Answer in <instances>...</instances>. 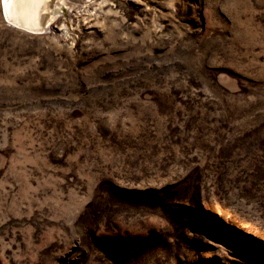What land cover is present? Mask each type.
<instances>
[{
  "label": "rangeland",
  "instance_id": "374dc122",
  "mask_svg": "<svg viewBox=\"0 0 264 264\" xmlns=\"http://www.w3.org/2000/svg\"><path fill=\"white\" fill-rule=\"evenodd\" d=\"M1 2L0 264H264V0Z\"/></svg>",
  "mask_w": 264,
  "mask_h": 264
},
{
  "label": "bare ground",
  "instance_id": "6f19581e",
  "mask_svg": "<svg viewBox=\"0 0 264 264\" xmlns=\"http://www.w3.org/2000/svg\"><path fill=\"white\" fill-rule=\"evenodd\" d=\"M90 0H2L3 17L8 25L30 31L49 30L53 22L60 25L63 15L60 10L68 6L70 12L79 3ZM63 29V24L60 25ZM45 30V31H46ZM56 27L50 29L55 31ZM65 32V31H64Z\"/></svg>",
  "mask_w": 264,
  "mask_h": 264
}]
</instances>
